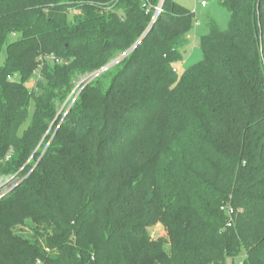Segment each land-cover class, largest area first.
Instances as JSON below:
<instances>
[{
	"label": "trees",
	"instance_id": "1",
	"mask_svg": "<svg viewBox=\"0 0 264 264\" xmlns=\"http://www.w3.org/2000/svg\"><path fill=\"white\" fill-rule=\"evenodd\" d=\"M218 4L178 76L174 0H0V264H264V0Z\"/></svg>",
	"mask_w": 264,
	"mask_h": 264
},
{
	"label": "rangeland",
	"instance_id": "2",
	"mask_svg": "<svg viewBox=\"0 0 264 264\" xmlns=\"http://www.w3.org/2000/svg\"><path fill=\"white\" fill-rule=\"evenodd\" d=\"M174 1L180 4L181 6L189 9L191 12H193L194 17H195L193 28L188 33V44L183 53V60L182 62L175 65V71L177 75L180 76L187 67H189L192 64H195L201 59L202 55H201V51L199 48V38L200 36L207 33V29L205 26L206 17L210 16L214 20H216V22L219 24V27L221 29H225L227 27L228 19H227L225 9L222 8L218 4L220 0H198V1L197 0H174ZM201 1L206 2L207 6L205 8L201 6V3H200ZM71 19H72V15L69 16V20ZM123 57H124L123 55H118L115 59H113L107 65V66L111 65V67L105 70L103 73H100V70H99L98 72L97 71L91 72L92 76L90 75L91 73H85L83 75L81 74V75L76 76L73 82V88L70 94L68 95V97L66 98L65 102L61 104H57V109H56L57 117L60 118V122L63 121L67 111L71 108L73 102L76 100L77 96L79 95L81 90L85 87V85L94 81L96 77L102 78L101 81L103 85H106L110 77H112L116 72L117 67L115 65H117ZM4 61H5V52L1 51L0 52V67L3 65ZM102 75H106V76H102ZM38 77H39V73L38 71H36L31 77V79L29 80V82L27 83L28 89L35 88V83ZM36 92L38 94L40 93L39 90H36ZM32 110H33V103L30 104L28 114H27V121L26 123L22 125L19 131L20 133L26 128L27 123L31 118ZM49 131H50V128L48 132ZM46 147H47V144L45 145L44 139H42L36 151L43 153ZM21 180L22 178L19 175H14V176H9V177H0V196H3L6 193H8ZM148 233L153 239L161 238L163 239L165 244H168L169 240L167 237L166 230L161 224L148 228ZM243 257H244V252L241 251L237 258H235L234 260H228L226 264H241Z\"/></svg>",
	"mask_w": 264,
	"mask_h": 264
},
{
	"label": "built area",
	"instance_id": "3",
	"mask_svg": "<svg viewBox=\"0 0 264 264\" xmlns=\"http://www.w3.org/2000/svg\"><path fill=\"white\" fill-rule=\"evenodd\" d=\"M200 3H201V6H202L203 8H205V7L207 6V4H206L205 1H201ZM157 11L159 12V11H160V8H158ZM97 72H98V71H97ZM97 72H95V73H97ZM90 75L92 76V73H91ZM93 76H94V75H93ZM7 158H8V156H7ZM232 213H233V211L230 209V210L228 211V214L231 215ZM38 264H41V263L38 262Z\"/></svg>",
	"mask_w": 264,
	"mask_h": 264
},
{
	"label": "water",
	"instance_id": "4",
	"mask_svg": "<svg viewBox=\"0 0 264 264\" xmlns=\"http://www.w3.org/2000/svg\"><path fill=\"white\" fill-rule=\"evenodd\" d=\"M110 67H111V65H109V66H107V67L101 69V70H100V73L104 72L105 70H107V69L110 68Z\"/></svg>",
	"mask_w": 264,
	"mask_h": 264
}]
</instances>
